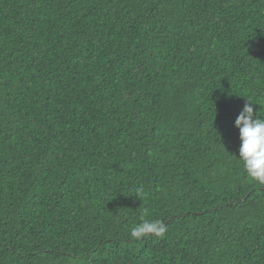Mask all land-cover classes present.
Segmentation results:
<instances>
[{
    "label": "trees",
    "instance_id": "trees-1",
    "mask_svg": "<svg viewBox=\"0 0 264 264\" xmlns=\"http://www.w3.org/2000/svg\"><path fill=\"white\" fill-rule=\"evenodd\" d=\"M247 99L264 0H0V264H264Z\"/></svg>",
    "mask_w": 264,
    "mask_h": 264
},
{
    "label": "clouds",
    "instance_id": "clouds-1",
    "mask_svg": "<svg viewBox=\"0 0 264 264\" xmlns=\"http://www.w3.org/2000/svg\"><path fill=\"white\" fill-rule=\"evenodd\" d=\"M253 103L247 99L242 111L235 120L239 129V160L242 162L247 177L260 185H264V117L254 111ZM142 190L137 193L140 198ZM166 226L160 221L143 220L131 229V237L143 238L149 235L161 236Z\"/></svg>",
    "mask_w": 264,
    "mask_h": 264
}]
</instances>
